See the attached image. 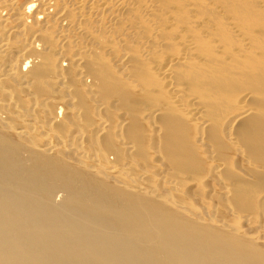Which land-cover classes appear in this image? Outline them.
I'll use <instances>...</instances> for the list:
<instances>
[{
	"label": "rangeland",
	"instance_id": "rangeland-1",
	"mask_svg": "<svg viewBox=\"0 0 264 264\" xmlns=\"http://www.w3.org/2000/svg\"><path fill=\"white\" fill-rule=\"evenodd\" d=\"M30 1L31 0H0L1 8L4 7L3 4L5 5L10 2H12L10 4L13 8L10 10V7H7L4 11L6 13L2 17L10 16V23H4L0 18V26H2L0 28L4 29L2 32V34H4H1L2 37L0 36V41L4 38V35V39H7L8 35V39L11 37L13 41L15 40L14 38H16V47L20 48H18V52L7 61H11L10 63H12V60L24 50L27 42H30L32 37L34 38L35 34L40 32L38 35L41 34V37L44 38L46 43L49 44L50 42L52 45L53 42V47L50 46V48V44L44 46V43H38L40 46L37 47V51L42 55L41 62H43V57L47 56V59H49L48 63H51L50 59H56L52 64H58L59 58H62V56L60 57L61 53L59 48L62 39L61 36L68 38L70 35L71 38L67 43V45H69V48L67 47V52L70 54L72 62L70 61L71 64L68 63L66 67H68L70 74L72 73L74 81L76 80L74 82L76 84V89L79 86L76 91L77 94L85 101L82 106L83 113L81 115V109H79L78 112V108L76 106L73 107L74 101L70 99L72 96H70L68 92L69 87L62 84L61 74H55L56 80H54V84L43 82L42 85L37 87V89H40H38L39 91H42L43 95L41 97L43 100H45V96H48H44L45 91L48 92L52 90L56 93H52V96L56 97L55 99L57 101L61 99L59 102H61L63 106L60 112L61 118H63H59V125H63L62 127L60 126L63 134H61L59 138L53 136L54 141L46 145V149H48L50 145L54 146L56 147L55 155L63 159V161L66 159V163L69 165H75V167L77 165L76 168L84 169L87 167L88 169H92L94 167H85V165H82L84 164L82 163L83 160H81L82 149H86L85 151L87 153L85 154L88 155L87 157L89 160L94 157L99 158L100 156L103 162L104 157L107 158V154L105 153L104 156V153L101 151L103 147L101 146H104L106 150L110 148V151L107 150V152L108 156L111 158L108 157L107 159L109 161L103 162L104 164L106 163L105 166H107L103 167V165H100L98 166L99 168H97L98 170L94 168V170L97 171L94 172L97 174V177L102 178L104 181L107 180V183L111 184V186L113 185L112 187L118 189L121 187V189H125H123V191L130 190L131 193L134 192L132 191L133 188L136 190L135 187L142 182V184L146 186H137V188L141 187L143 190L141 191V189L138 188L137 191L140 190L139 192L145 196L149 194L150 196L146 197L154 200L157 205L160 201L161 205H159L164 208L166 206L167 210L169 208L168 211L174 212L173 214L176 213L175 216L180 215L181 218L183 215L182 219L185 218L184 220L189 223H192V220L194 221L193 223L197 221V224L201 222L199 223L200 225L204 224L203 227L210 228V230L214 228L212 230L217 231L220 236L223 234L235 238L240 237V240L249 241L251 244L255 243L253 245L259 250L256 254L260 255L264 253V245L261 246V242H264V160L262 157L259 158L256 154L251 152L246 142L248 138L255 136V130H253V128L258 125L260 114V112H257V109L260 110L259 106L264 105V4L260 3H264V0H156L157 3L154 5L155 10L152 8L150 18H148L147 15L146 17L141 15L138 10L127 11L131 4L128 2L126 4L127 7L125 6L120 12H116L117 10L112 12L114 19L110 17V14L105 18L94 14L91 17L81 20V18L78 19L80 16L70 12L71 15H73L72 19L74 22H72V24L74 25V29H69L68 31V27L65 26L67 25L66 22L60 25L55 24L57 29L55 26L53 28L50 26L51 23L54 25L56 21L57 11L50 12V16L47 15L43 18L36 19L34 15L37 13L38 9L43 7L42 4L44 3V0H41L43 3L37 0L36 3L39 1L37 6L35 5V7H32L27 15L30 26L29 29L25 31V29L23 30L22 26L19 25L20 22L17 19L18 15L15 12L16 8L17 11L26 8ZM60 1L61 0H56L57 4H60ZM56 2L55 0L52 1L54 6H56ZM69 2L71 1L62 0L61 7L57 9L62 10L63 6H66L69 10H72L69 8ZM151 6H153V4ZM125 9L127 11L126 16L124 15ZM44 18L45 20H43ZM52 18H54V22ZM109 18L110 20H108ZM130 19L132 23H130ZM111 22L112 24H110ZM115 22H121L122 24H115V26ZM9 25L15 26L16 28L12 27V29L16 30V32L11 33V30L6 31L9 29ZM32 25L35 26V28H32ZM45 26L46 30H43ZM60 26L62 30H60ZM78 26L88 32L93 31L87 34V31L82 30V32H86V34H84L78 30ZM97 26L99 28L98 30ZM103 26H105V29H103ZM89 27L90 29H88ZM19 29H21V31ZM125 29L127 31H125ZM42 30L43 32L47 31V33L44 34ZM24 32H26V36ZM60 32L64 35H61ZM96 32L100 33L95 36ZM74 33H77L76 36ZM154 33L156 34L154 35ZM93 34L95 39L90 36ZM82 35L85 39H83ZM99 36L101 37L99 38ZM190 38L191 44L189 45V49L186 50V40ZM87 39L89 41H87ZM85 43L87 45L89 43L88 46H91L85 49ZM79 45H81L82 49ZM91 47L94 51L89 49ZM80 50H83L82 55L89 53L91 50V53H93L92 58L93 56L95 57L98 64L97 66H101L103 71L109 78L111 76L113 80L111 81L110 79L112 86L108 85L107 90L100 91L98 95L100 99L103 98L105 105L98 97V99H96L93 94L94 92L90 90L91 87H89L90 85L88 83H94V77L87 78L85 75L80 74L75 59L79 56L78 53L81 52ZM45 52L49 55H45ZM43 53L45 54L43 55ZM95 53L98 55L96 56ZM0 54L4 57L3 60L6 59L5 53L0 52ZM126 56L127 59L129 58V62H126ZM182 56L184 57V61L181 59L180 65L174 68V73H178L176 78L177 81L175 80V82H178L179 94L182 96L180 98L188 99L190 95V97L199 96L200 101L205 105V116L202 118L203 120L196 121L197 123L193 121L190 115L189 117L187 114L184 115L183 109L182 111L179 107L168 101V96L169 100H171L170 95L163 87L164 82L162 81L161 74L155 70L156 63L159 65L160 63L165 64L167 60H169V57ZM100 57L101 60L99 59ZM123 61L125 62L123 63ZM244 66H246V68ZM0 69L5 71L8 67L6 66L3 69L1 65ZM185 69L189 72L187 73L186 70L185 73ZM189 73L196 75L197 79L189 78ZM182 74H184V76H179ZM86 78L87 80L90 79L92 82L90 80L87 81ZM196 81L200 84L199 86L195 84ZM13 82L15 83V81ZM39 91L38 93L41 95ZM121 91L124 93L123 97ZM247 91L251 93V101L248 102V105H242L240 101ZM119 92L121 93L120 95H118ZM100 93H103L104 96H101ZM198 93L199 95H197ZM58 94H60V96ZM253 105L256 106L255 111L257 113L251 115L245 122L237 124V121L235 122L236 117L242 114L245 109L253 107ZM43 106L42 108L47 112L48 109L45 107V103ZM88 106L89 109L87 108ZM261 108L264 109V107ZM65 109H67V111ZM106 110H108V112ZM8 111L10 114L16 115L15 112ZM180 111H182V113ZM225 116H228V118H225ZM77 117H80V120ZM12 118L17 119L15 117ZM44 119L47 122L45 123V128L48 129L42 128L41 130L47 131L52 129L51 131H54L53 125L48 119ZM17 120L22 124L20 118ZM161 120L162 126L160 124ZM4 121L6 120H0V128L5 131L8 125ZM77 121L79 122L77 123ZM102 121H107L108 129L106 128V130H111L104 131V128H102ZM23 122L26 123L25 120H23ZM82 123L86 128L85 130H87L85 132L81 128L83 125ZM88 125H90V127H88ZM51 126L52 128L49 129ZM29 127L30 125L28 129ZM135 127H137V129ZM163 127H173L174 129V137L173 139L170 138L171 141H174V144H176V147H172L173 149L166 148L168 138L165 140V137H169V134L166 131L168 129H163ZM126 128H128L127 131L125 130ZM79 129H82L81 131L84 133ZM159 129H162V132ZM166 134H168V136ZM235 136L238 138V144L233 143V137ZM103 137L106 138L104 139ZM137 139L138 141H135ZM15 140L26 145L29 144L28 146L32 148L34 147L32 143L28 142L26 136L22 138L20 136ZM139 140L141 141L139 142ZM165 141H167V143ZM61 143H65L66 145L62 148ZM48 151L49 150H46L45 154H47ZM141 151L143 152V156L140 154ZM51 153L52 152H50L49 155H51ZM112 153L115 156L119 154V156L117 155L115 157ZM132 153L135 154L132 155ZM136 155H138L137 159L135 158L137 157ZM213 156L224 162V164L222 163L224 168L221 167L223 169H219L216 165V158L214 159ZM110 162H118L120 164L123 172L118 174V177L121 176V180L120 178H114L112 175L110 176V174L104 172V169H108ZM138 181L140 183H137ZM239 181L242 183H239ZM134 184H136V186ZM227 184L230 185V189L232 190L230 195L227 192ZM244 190L246 193H244ZM233 191H235V194ZM237 191L242 192V194H239ZM60 193L61 192H58L55 196V201L57 202L62 199V194ZM154 194L158 195L155 196ZM151 196H154V198ZM160 199L163 200L165 204ZM241 201H243V203ZM242 206L243 208H241ZM214 239L222 240L220 237H215ZM258 262L264 264V254L260 257Z\"/></svg>",
	"mask_w": 264,
	"mask_h": 264
},
{
	"label": "bare ground",
	"instance_id": "bare-ground-1",
	"mask_svg": "<svg viewBox=\"0 0 264 264\" xmlns=\"http://www.w3.org/2000/svg\"><path fill=\"white\" fill-rule=\"evenodd\" d=\"M36 1L37 0H31L27 4L26 8L23 7L24 9L20 11H17V8L14 5V7L16 8L15 13H17L18 15L17 19L20 22L19 25H21L23 30L25 29V31H27V29H29L30 26L29 21L27 20V15L29 11H31L32 7H35V5L37 6L39 1L37 3ZM52 1L53 0H44L43 3L40 0V2L43 3L42 4L43 7L37 10V13L34 15V17L36 19L43 18L49 15L50 12L57 11L55 18L56 21L54 25H52L53 23H51L50 26H52L53 28L55 24L60 25L61 23L66 22L67 25L65 26L68 27L67 31L69 29L70 30L74 29V25L72 24V22H74L72 19L73 15H71L70 12H72L73 14L74 13L77 14V16H80L78 19L81 18V20L87 17H91L94 14L104 18L110 14L111 15L110 17L113 18L112 16L113 11L117 10L116 12L118 11L120 12V10L124 9L126 4L130 2L131 3L130 8H128L127 11L138 10L141 15L145 17L147 15V17L150 18L152 14L151 13L152 8L153 10H155L154 5L155 3H157L156 0H145V1L144 0H70L72 3L69 2L70 3L69 8L72 10H69L68 7L66 6H63L62 10H58L57 8L61 7L62 0L60 1L61 2L60 4L59 3L57 4L55 0L56 6H54V3H52ZM10 3L5 5L3 4L4 6L3 8L0 7L1 8L0 18L4 23H10L11 21L10 16H6L2 18L6 13L4 11L5 9H7V7H10V10L13 9ZM260 3L264 4L262 2ZM152 4L153 6H151ZM127 11L125 9L124 11L125 16L127 15L126 13ZM52 19L54 22V18ZM43 20H45V18ZM100 20L102 21L101 18ZM108 20H110V18ZM120 23L115 22L114 25L115 24L119 25ZM130 23H132L131 19H130ZM110 24H112V22ZM12 27L13 26H10L9 29L6 31L11 30V33L16 32V30L12 29ZM13 28L16 27L14 26ZM32 28H35V26L32 25ZM88 29H90V27ZM98 29L99 28L97 26V30ZM103 29H105V26H103ZM19 30L21 31V29ZM43 30H46V26L45 29ZM60 30H62V28ZM78 30L82 32V30L84 29L82 27H79ZM3 31L4 29L0 28V36ZM125 31L127 30L125 29ZM91 32L87 31V34L88 33L90 34ZM24 33L26 36V32ZM39 33L40 32H38V34ZM43 33L45 34L47 33V31L46 32L44 31ZM60 33L61 35H64L62 32ZM77 33H74L75 36ZM99 33L96 32L95 36H97ZM156 33H154V35ZM38 34H35L34 38L32 37V40L30 42L28 41L29 43L27 42L26 44L25 42L26 47L25 48L23 47L24 50L17 57H15L14 60H12L13 61L12 63H10L11 61L8 62L7 60L9 58H12L18 52L19 47H16L17 46L15 42L16 38H14L15 40L13 41L11 40V37L10 39H8L9 36L7 35L8 38L4 39L5 38L4 35V38L0 41V52L5 53L6 55V59L3 60L4 57H2V55L0 54V67L1 65L3 66V69L6 66L8 67V69H6L5 71H2L0 69V120L5 119L6 121L4 122H6L8 125L5 131L2 130V128H0V264H262L261 262L258 261L264 253H261L260 255L256 254L259 252V250H257V247L253 245L255 243L251 244L249 241L242 239L240 240L239 239L240 237L235 238L233 236H228L223 234H221L220 236V234L217 231L212 230L214 228H211L210 230V228L203 227L204 224L200 225L199 223L201 222H199L198 224L196 223L197 221L193 223L194 222L193 220L192 223L186 222L184 220L185 218L182 219L183 213L181 214L182 215L181 218L178 212L177 214L179 216H175L176 213L173 214L174 212L173 213L172 211L169 212L168 211L169 208L167 210L166 206H165L166 209L160 206L161 202L159 201V199L158 201L160 205L159 204L157 205L154 200L148 198L150 196L149 194H146V196H148L146 197L144 194H141V192H139L140 190L137 191L138 188L141 189V187L137 188V186L145 185L142 184V182L140 183L138 181L137 183H140V185L137 186L136 184H134L136 187L132 185L133 187H135L136 190H134L133 188L132 191L134 192L131 193L129 189H128L129 191H123L124 188L121 189L120 187L118 189L112 187L113 185L111 186V184L107 183V180L104 181L102 178L97 177L96 176L97 174L94 172H97L96 170H98L97 169L99 168L98 166L103 165L104 167L106 163L104 164L103 162L107 161L108 160L107 158L109 157L107 152L108 149L106 150L104 146L100 145L101 147H103V150H101L102 149L101 147H100L101 149L99 148L104 153V156L105 153L107 154L106 155L107 158L104 157L103 162L101 161L100 156L99 158L94 157L91 158V160H89V158L87 157L88 155L85 154L87 153L85 151L86 149L83 150L81 148L82 149L81 160H83L82 163H84L82 165H85V167L86 166L94 167L96 168V170H94V168L88 169L87 167L86 169L84 168V166H83L84 169L76 168L77 165L76 167L75 165H71V164L69 165L68 163H66L67 162L66 159H64L65 161L64 162L63 159L55 155L56 147L50 145L48 149H46V145H48L49 143L51 144V142L54 141L53 136L55 138H59V136L63 134L61 128L63 125L62 126L59 125V118H61L60 112L63 109V106L62 103L59 102L61 99L57 101L55 99L56 97L52 96V93L56 94L52 90L48 92L45 91V93L43 92L44 96L48 95L45 96V100H43V98L41 97L43 95L42 91H39L40 89L38 88L39 89L38 90L37 87L42 85L43 82L46 83L49 82L50 84H54L55 83L54 80H56L55 74L56 73L61 74L62 84L69 87L68 92L70 96H72L70 99L74 101V102L72 101L73 107L76 106L78 108V112L79 109H81L80 112L81 115L83 113L82 106L84 105L85 101L81 99L80 95L77 94L76 91L79 86L76 89V84L74 83L76 80L74 81V78L72 77V73L70 74L68 67H66L68 66V63H70V61L72 62L71 56L67 52L68 50L67 47L69 48V45H67V43L69 42L68 40L71 38V36L69 34H68L69 35L68 38L61 36L62 39L59 48L61 53L60 57L62 56V58H59L60 60L58 64L55 63L53 65L52 63L55 62L56 59L55 60L50 59L51 63H48L49 59H47V56L43 57L44 58L43 62H41L42 55H40L41 53L39 54V52L37 51V47L40 46L38 43H44V46H46V44L48 43H46L44 38L41 37V34L40 35ZM84 34H86V32ZM90 36L93 39H95L94 34ZM100 37L101 36H99V38ZM83 39H85L84 36ZM88 39L87 41H89ZM190 41L191 38L186 40V50L189 49L190 47L189 46L191 44ZM88 45L86 44L85 49L91 46ZM50 46L53 47V42L52 45L51 44L49 45V48ZM79 46L81 48V45ZM92 47L89 49H92V51H94ZM80 51L81 52L78 51L79 56L75 58L77 62L76 64L78 65V69L81 75H85L87 78H90L92 76L94 77V83L90 79L87 80L86 78V80L87 81L90 80L93 83L90 84L89 82L88 84L90 85L89 87H91L90 90L94 92L93 93L94 96L96 97V99H98L99 92L107 90L108 85L112 86L110 82L113 80L111 76L109 78V76L103 71L101 66H97L98 64L95 60V57L93 56L92 58L93 53H91V50L90 52L88 51L89 53L83 55H82L83 50ZM45 53H43V55ZM45 55H49V54L46 53ZM99 59L101 60V57ZM181 59L184 61L183 56L172 57V58L169 57V60H167L165 64L160 63V65L162 66L156 63L155 70H157L158 73L161 74L162 81L164 82L163 87L167 90V92L170 95L171 100H169V96H168V101H170L173 105L179 107L181 110L183 109L185 113L184 115L187 114L188 117L190 115L193 121L195 122L198 120L201 121L203 120L202 118H204L205 116L206 110H205V105H203V102L200 101L199 96L190 97L191 96L190 95L188 99L186 98L188 101L186 99L180 98L182 96H180L179 94V88L177 85L178 82L177 83L175 82L178 73H174V68L177 65H180ZM128 60L129 58L127 59L126 62L130 61ZM124 62L125 61H123V63ZM244 67L246 68V66ZM186 70L187 69H185V73ZM188 72L189 71L187 70V73ZM179 76H184V74ZM189 78L195 80L197 79L196 75L192 73H189ZM13 81H15V83ZM195 84L198 86L200 85L197 81L195 82ZM38 91L41 93V95L38 93ZM121 93L123 92L121 91ZM121 93L119 92L118 95H120ZM58 95L60 96V94ZM100 95L104 96L103 93H100ZM123 95L124 93L122 94V97ZM197 95H199V93ZM250 99H251V93L247 91V93L243 96V99L240 101V103L242 102L241 103L242 105L243 104L248 105V102L251 101ZM99 100H101L103 103L105 102L103 98L102 99L99 98ZM43 101L45 103V107L48 109L47 112L45 111L44 108H42V106L44 105ZM89 106L87 107L88 109ZM255 107L256 106L253 105V107L245 109V111L242 114L236 117L235 122L237 121V124H239L240 122L241 123L245 122L250 118L251 115L260 112L258 125H256V127L253 128V130H255V136L248 138L246 142L251 152L256 154L259 158L262 157V159L264 160V109L261 108L264 107V105H260L259 106L260 110L257 109V112L255 111L256 110ZM8 110L15 112L16 115L10 114ZM65 110L67 111V109ZM106 111L108 112V110ZM182 111L180 112L182 113ZM12 117H15L17 119L20 118L22 120V124H20L17 119H13ZM44 118L48 119V121L53 125V130L55 132L51 131L52 126L49 127V129L51 130H47V131L41 130L42 128H45L46 126L45 123H47ZM225 118H228V116H225ZM23 120H25L26 123H24ZM208 120L210 121L209 118ZM78 122L79 121H77V123ZM106 122L102 121V128H104L103 129L104 131L106 130V128L108 129V124H107L108 122L107 123ZM160 124L162 126V120ZM29 125L30 127L28 129ZM161 126L159 125L160 128ZM88 127H90V125H88ZM173 127L172 128L163 127V129H168L166 131L169 134V137H165V140L166 138H168V143L167 141H165L168 144V145L166 144V148L168 149H173L172 147H176L174 141L172 142L170 139V138L173 139L174 137ZM81 128L83 129L84 132L87 131L85 130L86 128L84 127V124L82 125ZM135 128L137 129V127ZM125 130L127 131L128 128H126ZM83 131L81 132L84 133ZM168 134L166 135L168 136ZM20 136L21 138L23 136H26L28 138V142L32 143L33 144L32 146L34 147L32 148L28 146L29 144L26 145L18 142L19 139L18 141H16L15 139ZM233 139H234V141L232 140L233 143L238 144V138L235 136L233 137ZM135 141H138V139ZM140 141L141 140H139V142ZM61 145L63 148L66 144L61 143ZM132 145L134 146L133 143ZM46 150H49L48 152L49 153L52 152L53 154L51 153V155H49L48 152H47L48 155L45 154ZM108 151H110V148ZM142 151L140 154L143 156ZM138 152L137 154H139ZM134 154L132 153V155ZM117 155L119 156V154ZM136 156L137 157L135 158L137 159L138 155ZM215 158L216 157H214V159ZM216 162L215 163L219 167V169L221 167L224 168V166L222 165V163L224 164L223 161L216 158ZM107 170L104 169V172L106 174H110V176L112 175L114 178L117 179L120 178L121 180V176L118 177V174H120L123 171L118 162H110V165L108 166ZM239 183L242 182L239 181ZM229 184H227V192L230 195L232 190L230 189ZM141 191L143 190L141 189ZM58 192H61L60 194H62V199L59 202L55 201V196ZM234 192L235 191H233V193ZM244 193H246L245 190ZM239 194H242V192H239ZM154 195L156 196L158 194H154ZM151 197L154 198V196ZM241 202L243 203V201ZM241 208H243V206ZM215 237H220L222 240H215L214 239ZM263 243L264 242H261L262 244L261 246L264 245Z\"/></svg>",
	"mask_w": 264,
	"mask_h": 264
}]
</instances>
